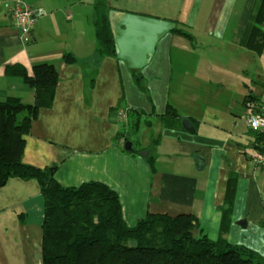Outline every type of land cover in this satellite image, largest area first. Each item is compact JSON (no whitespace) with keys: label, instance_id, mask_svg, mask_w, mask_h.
<instances>
[{"label":"crops","instance_id":"1","mask_svg":"<svg viewBox=\"0 0 264 264\" xmlns=\"http://www.w3.org/2000/svg\"><path fill=\"white\" fill-rule=\"evenodd\" d=\"M12 1L0 0V101L33 102L32 88L6 74L7 65L30 71L50 63L58 72L52 105L39 110L24 136L23 162L56 166L55 179L65 186L105 183L119 195L128 226L147 213H187L198 219V234L210 240L219 236L234 172L225 237L264 259V175L249 163L259 137L245 124L247 101L263 90L264 51L241 43L257 0H106L116 54L103 58L95 54L92 30L97 0H22L40 10L27 41L8 10ZM66 54L76 60L67 61ZM133 72L141 75L149 98ZM223 72L237 77V85L219 77ZM205 91L225 92L209 128ZM168 106L188 118L195 132H187L181 118L160 121ZM119 109L126 117L117 116ZM156 124L158 133L147 145L124 134ZM126 138L134 152L124 149ZM4 203L21 209L18 230L39 244L44 203L36 181L8 179L0 187V209Z\"/></svg>","mask_w":264,"mask_h":264},{"label":"trees","instance_id":"2","mask_svg":"<svg viewBox=\"0 0 264 264\" xmlns=\"http://www.w3.org/2000/svg\"><path fill=\"white\" fill-rule=\"evenodd\" d=\"M108 10L106 0L95 2L93 29L98 58L116 54ZM241 43L257 54L264 51V0L256 1ZM64 57L70 62L76 60L70 54ZM6 67V74L21 77L32 88L33 102L24 103L16 97L0 101V187L10 178L36 181L44 203L41 264H264L258 252L231 244L225 237L237 180L234 172L227 181L219 236L210 240L198 234V219L187 213H147L128 226L119 195L105 183L87 181L65 186L55 179L56 166L25 164L24 136L29 134L39 110L52 105L58 72L50 63L35 64L30 71L20 64ZM133 76L149 98L139 72H133ZM134 113L138 111H130L131 116ZM180 118L168 106L160 121ZM137 120L135 124L139 126ZM146 159L151 163L149 156Z\"/></svg>","mask_w":264,"mask_h":264},{"label":"rangeland","instance_id":"3","mask_svg":"<svg viewBox=\"0 0 264 264\" xmlns=\"http://www.w3.org/2000/svg\"><path fill=\"white\" fill-rule=\"evenodd\" d=\"M92 30L94 33L93 27ZM206 52H210V49H206ZM201 53L203 54V52ZM262 61L264 62V58L262 59ZM223 73L225 74L220 73L219 77H223L227 81L234 79L232 86L237 85V77H235L232 73V75L228 74V72ZM215 85L216 83L213 82V91ZM224 95L225 92L222 91L218 93L217 96L212 91H205L203 93L202 100L203 102H206V105L205 107L203 106L202 110L206 109L208 113L207 115H205V118L208 119L207 122L204 123L205 128H209L210 125H213V116H210V114L213 113V110H221L220 108L223 105V98L225 97ZM202 110H200L201 112H199V116L200 113L202 115ZM156 127L157 124L151 128H145L140 131L139 134H134L133 130L130 128V130L124 134L132 140H134L136 135H138L140 138V143L142 145H147L151 141V136L158 133ZM134 147L140 148V145H136ZM0 212V264H41L40 243L38 244V242L36 243L35 241L32 242V240L29 238L31 237L30 235H23L21 234V231L18 230L17 224L18 221L21 220V209L18 208V206H9L8 209L6 208V204L4 203L1 205ZM31 242L33 245L31 244Z\"/></svg>","mask_w":264,"mask_h":264},{"label":"built area","instance_id":"4","mask_svg":"<svg viewBox=\"0 0 264 264\" xmlns=\"http://www.w3.org/2000/svg\"><path fill=\"white\" fill-rule=\"evenodd\" d=\"M8 10L21 30L22 39L29 40L31 29L40 10L22 0H13L8 5ZM246 105L245 124L259 137L255 147L249 151V163L255 171L264 175V86L260 97L256 100H248ZM116 114L119 117H126L127 112L119 109Z\"/></svg>","mask_w":264,"mask_h":264},{"label":"water","instance_id":"5","mask_svg":"<svg viewBox=\"0 0 264 264\" xmlns=\"http://www.w3.org/2000/svg\"><path fill=\"white\" fill-rule=\"evenodd\" d=\"M182 127L190 133H194L195 132V128L193 126V124L189 121L188 118H183L182 119ZM132 143L130 141L125 142L124 144V149L126 151H130V152H134V150L132 149ZM143 155H145V152H143Z\"/></svg>","mask_w":264,"mask_h":264}]
</instances>
